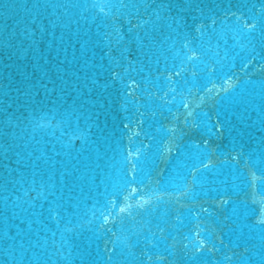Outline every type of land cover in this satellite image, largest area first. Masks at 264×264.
<instances>
[{"label": "water", "instance_id": "obj_1", "mask_svg": "<svg viewBox=\"0 0 264 264\" xmlns=\"http://www.w3.org/2000/svg\"><path fill=\"white\" fill-rule=\"evenodd\" d=\"M0 264H264V0H0Z\"/></svg>", "mask_w": 264, "mask_h": 264}]
</instances>
